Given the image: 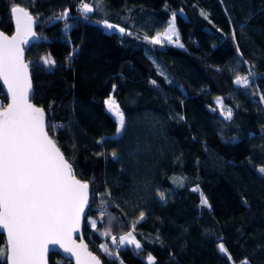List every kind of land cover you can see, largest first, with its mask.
I'll use <instances>...</instances> for the list:
<instances>
[{
	"label": "trees",
	"instance_id": "trees-1",
	"mask_svg": "<svg viewBox=\"0 0 264 264\" xmlns=\"http://www.w3.org/2000/svg\"><path fill=\"white\" fill-rule=\"evenodd\" d=\"M13 6L37 20V38L24 45L31 101L91 186L88 249L103 264H147L148 255L154 264H264V0H102L86 14L81 0H0L6 34ZM173 13L183 47L152 44ZM249 71L245 91L233 81ZM110 94L124 114L119 136ZM228 109L231 120L221 115ZM130 231L141 249L111 243ZM48 264L72 263L52 252Z\"/></svg>",
	"mask_w": 264,
	"mask_h": 264
},
{
	"label": "snow or ice",
	"instance_id": "snow-or-ice-1",
	"mask_svg": "<svg viewBox=\"0 0 264 264\" xmlns=\"http://www.w3.org/2000/svg\"><path fill=\"white\" fill-rule=\"evenodd\" d=\"M101 2L96 0V5L90 6L81 0V11L91 13ZM11 13L15 33L9 37L0 31V81L7 86L10 98L6 107L0 103V229L7 233V245L0 248V261L3 264H47V254L54 250L49 245H59L65 253L75 257L76 264H101L97 256L87 251L85 244H77L72 236L79 230L81 217L90 206L89 183L77 179L72 164L54 139L57 126L47 122L45 109L31 102L33 92L28 71L31 65L25 63L24 45L37 38L33 31L34 17L18 6H13ZM175 15L173 13L163 33L151 37L152 44L173 43L175 37L177 46L183 47L178 42ZM201 15L207 18L203 11ZM61 16H68V11ZM104 25L108 29L117 27L107 21ZM119 31L124 33L125 29L119 28ZM73 55L74 51L69 52L66 59L71 60ZM41 60L48 69L55 67L56 61L51 55L41 57ZM255 75L251 71L244 76L237 75L233 83L247 91L254 84ZM115 88L113 85V90ZM260 100L264 102V95ZM217 103L223 108L220 98ZM105 105L116 118L119 134L124 127V114L112 96L105 100ZM221 115L225 120H231L232 111H222ZM112 155L115 157L116 153ZM258 172L264 174V166L259 167ZM193 191H198V187ZM161 199H164L163 195ZM200 204L210 207L203 193ZM143 219L141 212L139 220ZM90 223L95 228V221ZM103 235L110 233L106 231ZM112 243L117 244L116 237H112ZM119 244L142 248L131 231L119 237ZM100 248L111 255L106 244H101ZM218 248L220 253L227 254L223 243ZM228 259L231 260L230 255ZM147 264H154L152 255H148Z\"/></svg>",
	"mask_w": 264,
	"mask_h": 264
},
{
	"label": "water",
	"instance_id": "water-1",
	"mask_svg": "<svg viewBox=\"0 0 264 264\" xmlns=\"http://www.w3.org/2000/svg\"><path fill=\"white\" fill-rule=\"evenodd\" d=\"M18 7L24 8V7H22V6H18ZM24 9L27 10L26 8H24ZM27 11H28V10H27ZM28 12H29V11H28ZM29 13H30V12H29ZM11 14H12V13H11ZM12 23H13V26H14L13 32H12L11 34H6V33H5V34L8 35L9 37L12 36V35L15 33V23H14L13 16H12ZM36 24H37V20L34 18L33 31H35ZM0 31H2V30L0 29ZM33 39H34V38H33ZM33 39H32V40H33ZM32 40H31V41H32ZM25 63H27L26 60H25ZM28 71H29V76L31 77V75H30V68H29ZM31 82H32V79H31ZM0 89L2 90L3 94L5 95V97H6V99H7L6 104H5V107H6L7 104L10 102V98H9V96H8V94H7V86L4 85L3 81H0ZM31 102H32V101H31ZM32 103H33V102H32ZM36 106H37V105H36ZM38 107H40V106H38ZM46 120H47V115H46ZM77 179H79V178L77 177ZM79 180H80V179H79ZM81 181H82V180H81ZM82 182H84V181H82ZM89 188H90V193H91V186H90V184H89ZM90 193H89V203H90ZM88 207H89V206H88ZM88 207H86V209H85V213H86V215L81 217V224H80V228H79V230H78L77 232H74V233L72 234V236H73V239L76 241L77 244H80V243L85 244V245L87 246V251L91 252V251L88 249V245H87V243H86V241L84 240L83 235H82V231H83V227H84V223H85V218H86V216H87ZM0 233H2V234L4 235L5 246H6V245H7V233H6V231L3 230V229H0ZM49 248L54 249V250H53V251H50V252L47 254V264H48L49 254L52 253V252L57 253V254L60 255L61 257H63V258H65L66 260L70 261L72 264H76V259H75V257L71 256L70 253H65L64 250H63L62 248H60L59 245H49ZM91 253H92V252H91ZM92 254L95 255L94 253H92ZM95 256H96V255H95ZM98 258H99V257H98ZM99 259H100V258H99ZM100 261H101V260H100ZM101 264H103L102 261H101Z\"/></svg>",
	"mask_w": 264,
	"mask_h": 264
},
{
	"label": "rangeland",
	"instance_id": "rangeland-1",
	"mask_svg": "<svg viewBox=\"0 0 264 264\" xmlns=\"http://www.w3.org/2000/svg\"><path fill=\"white\" fill-rule=\"evenodd\" d=\"M89 4V3H88ZM90 5V4H89ZM91 6V5H90ZM68 11V10H67ZM69 14V13H68ZM172 17H173V15L170 17V19H169V22L172 20ZM113 25V24H112ZM168 25H169V23H168ZM168 25H167V27L165 28V29H167L168 28ZM115 26H117V25H115ZM108 29V28H107ZM165 29L163 30V31H161V32H158V33H163L164 31H165ZM175 29H176V27H175ZM108 30H117V31H119V27L117 26L116 28H113V29H108ZM176 32H177V29H176ZM157 34V33H156ZM177 34H178V32H177ZM175 40H176V38L175 37H173V43H168L167 41H163V43L162 44H160V45H164V44H171V45H174V46H177V44H176V42H175ZM179 42V44H181L180 43V40L178 41ZM109 96H112L111 94L109 95ZM109 96L106 98V100L109 98ZM113 97V96H112ZM113 99H114V97H113ZM106 108H107V106H106ZM108 110V109H107ZM111 115H112V113H110ZM113 116V115H112ZM114 117V116H113ZM114 119L116 120V118L114 117ZM117 122V121H116ZM121 132H122V130H121ZM121 132L118 134L117 133V131L115 132V134H114V136H119L120 134H121ZM128 233V232H127ZM127 233H125V234H122V235H126ZM121 235V236H122ZM134 236H135V234H133ZM120 237V236H119ZM136 237V236H135ZM111 243H112V241H111ZM117 243H119V239L117 240ZM113 244V243H112ZM114 245V244H113ZM116 245V244H115ZM135 247V246H134Z\"/></svg>",
	"mask_w": 264,
	"mask_h": 264
},
{
	"label": "built area",
	"instance_id": "built-area-1",
	"mask_svg": "<svg viewBox=\"0 0 264 264\" xmlns=\"http://www.w3.org/2000/svg\"><path fill=\"white\" fill-rule=\"evenodd\" d=\"M0 103H3L4 106H5V104H6V102H5L3 99H1V98H0Z\"/></svg>",
	"mask_w": 264,
	"mask_h": 264
}]
</instances>
